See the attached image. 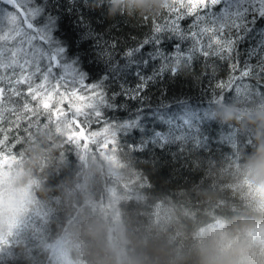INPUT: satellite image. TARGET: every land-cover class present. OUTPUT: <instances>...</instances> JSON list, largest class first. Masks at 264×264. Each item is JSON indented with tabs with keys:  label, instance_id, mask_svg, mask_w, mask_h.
<instances>
[{
	"label": "trees",
	"instance_id": "obj_1",
	"mask_svg": "<svg viewBox=\"0 0 264 264\" xmlns=\"http://www.w3.org/2000/svg\"><path fill=\"white\" fill-rule=\"evenodd\" d=\"M31 2L45 44L63 49L60 71L101 94V120L27 123L0 104V264H197L198 237L213 228L247 230L261 264L264 230L251 228L264 224V15L217 62L190 54L186 32L226 12L222 1L160 32L141 18L170 14L174 0ZM12 27L0 22V34ZM110 201L123 249L104 218Z\"/></svg>",
	"mask_w": 264,
	"mask_h": 264
},
{
	"label": "snow or ice",
	"instance_id": "obj_2",
	"mask_svg": "<svg viewBox=\"0 0 264 264\" xmlns=\"http://www.w3.org/2000/svg\"><path fill=\"white\" fill-rule=\"evenodd\" d=\"M0 3L7 7V11L0 15H6L13 25L10 31L0 34V104L7 99L22 108L27 123L34 119H52L53 114L56 117L62 114L70 116L82 125L99 123L101 94L76 76L67 79V66L63 67L65 72L60 71L57 57L63 49L57 48L54 53L45 44L47 37L32 23L35 13L27 7V0H0ZM218 3L220 0H174V10L170 14L156 19L147 16L141 19L147 21L153 31L160 32L185 16L206 15L210 7ZM253 10H259L264 15V0L254 9H245ZM234 15L239 17L238 12L233 14L229 10L214 14L213 19L203 23L197 19L186 32L191 44L190 54L210 61L224 60L232 50V37L239 27ZM180 59V56L176 57V63L171 68L173 73ZM232 70L229 68V71ZM141 87L144 85L141 84ZM218 87L227 88V85L221 83ZM54 99L57 104L55 108L52 106ZM73 100L79 103H73ZM64 102H68L67 112L60 107Z\"/></svg>",
	"mask_w": 264,
	"mask_h": 264
},
{
	"label": "clouds",
	"instance_id": "obj_3",
	"mask_svg": "<svg viewBox=\"0 0 264 264\" xmlns=\"http://www.w3.org/2000/svg\"><path fill=\"white\" fill-rule=\"evenodd\" d=\"M264 230V224L254 225L251 231L256 234ZM247 230L237 235L231 229H208L198 237L195 256L197 264H256L258 257L253 255L246 236ZM264 264V261L261 262Z\"/></svg>",
	"mask_w": 264,
	"mask_h": 264
},
{
	"label": "rangeland",
	"instance_id": "obj_4",
	"mask_svg": "<svg viewBox=\"0 0 264 264\" xmlns=\"http://www.w3.org/2000/svg\"><path fill=\"white\" fill-rule=\"evenodd\" d=\"M223 3L226 4L227 7V11L231 10V12L233 14L235 13H239V17L237 18L234 15V19H238V23H239V27L243 26V24L246 22V19H248L252 13H255L257 10H253V11H245V9H254L255 6H258L261 3V0H220ZM27 7L29 9H31L35 15L34 18L38 17V13L39 10L36 9L31 0H27ZM7 11V7L0 3V14L4 13ZM0 22H3L5 25H9V26H13L11 24V22L8 20V17L6 15H0ZM38 30L43 32L44 34L46 33V31L48 30L47 25H41V23L38 26ZM238 27V28H239ZM237 28V29H238ZM115 160L113 158H110L108 161V166L107 169H109V171H114L116 172L117 169H115ZM112 192L111 195H113L114 193V199L118 198V193L114 190V188L112 187L111 190ZM256 194L261 198L262 202H264V182L262 183H258V186L256 188ZM111 203H109V208H108V213H110V218L104 217L105 220L107 219V223H112V225L108 226L109 232L110 233H116L117 234V240L115 242V245H117L118 247H121V249L124 248V239L123 236L121 234V224L119 223V219H118V214L115 212L116 211V205L114 204L113 201H110Z\"/></svg>",
	"mask_w": 264,
	"mask_h": 264
}]
</instances>
